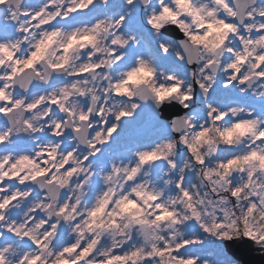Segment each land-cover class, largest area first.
<instances>
[{"label":"snow or ice","instance_id":"1","mask_svg":"<svg viewBox=\"0 0 264 264\" xmlns=\"http://www.w3.org/2000/svg\"><path fill=\"white\" fill-rule=\"evenodd\" d=\"M264 250V0H0V264H232Z\"/></svg>","mask_w":264,"mask_h":264},{"label":"water","instance_id":"2","mask_svg":"<svg viewBox=\"0 0 264 264\" xmlns=\"http://www.w3.org/2000/svg\"><path fill=\"white\" fill-rule=\"evenodd\" d=\"M227 253L241 264H264V250L252 244L226 245Z\"/></svg>","mask_w":264,"mask_h":264},{"label":"trees","instance_id":"3","mask_svg":"<svg viewBox=\"0 0 264 264\" xmlns=\"http://www.w3.org/2000/svg\"><path fill=\"white\" fill-rule=\"evenodd\" d=\"M232 261V264H238L237 262L233 261L232 259H230Z\"/></svg>","mask_w":264,"mask_h":264}]
</instances>
